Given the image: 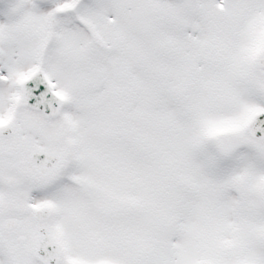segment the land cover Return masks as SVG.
Returning a JSON list of instances; mask_svg holds the SVG:
<instances>
[{
    "label": "snow or ice",
    "instance_id": "6c2138e0",
    "mask_svg": "<svg viewBox=\"0 0 264 264\" xmlns=\"http://www.w3.org/2000/svg\"><path fill=\"white\" fill-rule=\"evenodd\" d=\"M0 264H264V0H0Z\"/></svg>",
    "mask_w": 264,
    "mask_h": 264
}]
</instances>
